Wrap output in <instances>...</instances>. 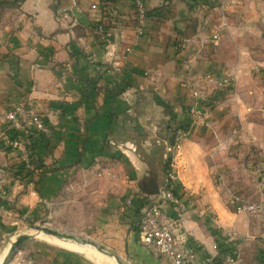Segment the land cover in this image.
I'll return each mask as SVG.
<instances>
[{
    "label": "crops",
    "instance_id": "obj_1",
    "mask_svg": "<svg viewBox=\"0 0 264 264\" xmlns=\"http://www.w3.org/2000/svg\"><path fill=\"white\" fill-rule=\"evenodd\" d=\"M209 1L146 0L147 18L139 36L133 0H0V201L5 203L0 235L17 225L19 213L38 216L44 204L59 203L65 189L81 180L103 187L99 192L106 200L100 220L110 239L105 247H113L115 255L131 264H167L140 242L127 222L139 208L156 200L148 190L165 180L170 136L188 129L183 144L187 162L178 157L170 170L176 173L177 190L196 199L180 230L192 241L196 264H217L218 238L229 231L238 239L236 264H264V210L257 212L261 221H249L255 213L231 210L213 182L201 181L208 170L203 164L193 165L190 156L209 135L195 126L189 113L195 99L187 83L194 77L206 78L217 68L213 45L200 31L189 32L195 16L191 7ZM97 23L113 30V44L101 41L95 32ZM186 38L190 42L181 51L179 43ZM209 86L212 96L223 97L219 88ZM23 93L48 125L31 167L23 162L21 152L1 146L8 106ZM212 113L208 134L217 144L231 117L228 112L223 113L224 119L220 112ZM246 123L254 128L253 119ZM244 139L260 143L261 137L248 129ZM251 146L241 152L227 149L228 168L234 174L242 157L244 167L251 169L256 163L264 168L263 141L261 147ZM220 154H216L218 163ZM91 171L99 177L88 178ZM260 185L264 187V179ZM262 187L258 198L264 205ZM5 188L8 195L2 199ZM127 198L133 204L121 213V202ZM65 258L69 264H92L73 252H60L56 263L65 264Z\"/></svg>",
    "mask_w": 264,
    "mask_h": 264
},
{
    "label": "rangeland",
    "instance_id": "obj_2",
    "mask_svg": "<svg viewBox=\"0 0 264 264\" xmlns=\"http://www.w3.org/2000/svg\"><path fill=\"white\" fill-rule=\"evenodd\" d=\"M211 1L215 3V6L210 5L209 2L207 4L203 2L193 4L191 7L192 15L195 16L190 19L191 29L189 32L200 31L208 39V43L213 45L215 54L213 63L217 68L212 69L213 74L209 72L212 75L211 81L207 76L204 78V75L191 80L196 89H201V101L206 102L207 118L203 122L201 119L191 117L195 126L198 125L207 130L209 138L202 143V148L206 152L199 148L196 153H191L190 156H192L193 165L203 164L208 170L205 176L201 177V181L206 179L213 182L219 189L224 204L235 211V205L238 202L263 204L258 196L260 187H262L261 179H264V168L256 167V163L252 164L251 169L248 166L244 167V158L242 157L241 164H238L234 174L235 170L228 168L227 149L235 147L241 152L244 147L249 145L257 148L262 146V141L264 144V0ZM219 3L225 5L224 12L221 11ZM215 31H219L221 37L214 43L212 35ZM209 85L212 89L219 88L223 97L212 96L214 94L207 89L210 87ZM188 90L191 94L190 89ZM231 94L233 97L229 98L228 95ZM219 106L223 108L217 109ZM212 112H220L223 119L227 115H223V113L228 112L231 117V121L226 122V128L223 129L224 137L220 138L217 144L213 143L211 135L208 134L212 131L211 120L214 114ZM209 115L210 121L207 124ZM249 119H253L254 128L253 126L249 128V124L246 123ZM248 129H255L260 133V143L254 139L251 142L245 141L244 135ZM189 132L188 129L183 131L186 135L185 138ZM174 134L175 136L171 139L174 141L173 144L178 133ZM218 151H221L219 163L216 161ZM178 157L183 162H187L183 149L179 153L177 151L167 153L165 175L169 169L174 168L175 159ZM87 176L90 179H97L99 174L96 171H91ZM85 186L88 185L79 180L75 187H67L62 200L59 203L44 204L38 216L23 217L26 212L19 213L20 221L17 225L9 233L5 231L3 235H0V264L13 241L23 234H33L34 237L17 247L5 264H57L56 259L60 252H73L85 257L92 264H96L94 258L81 249L90 248L97 251L98 245L109 246L110 239L104 234L105 229L100 220L101 209L104 205L102 202H105L106 197L103 192H99V189L103 190L101 184L94 185L91 182L87 188ZM245 197H251V200H247ZM209 206V204H205L204 207L211 208ZM208 211L210 216L214 214L210 209ZM258 215V213L250 214L249 221L252 218L261 221ZM120 224L123 223L120 222ZM127 224L130 225V231L136 233L132 229L130 221ZM123 225L126 227L125 224ZM43 228L72 234L79 239L92 241L94 244L84 245L72 239H61L45 232ZM60 241H64L62 243L68 246L71 245L72 249L58 244L61 243ZM106 250L116 254L113 247H106ZM121 260L124 264H131L126 257Z\"/></svg>",
    "mask_w": 264,
    "mask_h": 264
},
{
    "label": "built area",
    "instance_id": "obj_3",
    "mask_svg": "<svg viewBox=\"0 0 264 264\" xmlns=\"http://www.w3.org/2000/svg\"><path fill=\"white\" fill-rule=\"evenodd\" d=\"M146 0H133V6L140 19V26L137 29V35L144 33V22L147 18ZM214 5L213 1H209ZM221 11H225V5L219 3ZM218 7V6H217ZM96 8V5H93ZM223 26V25H221ZM95 32L105 45L114 43V32L103 23L95 25ZM213 39H220L219 31L213 33ZM189 38L183 39L179 43V49H186ZM131 47H127L130 52ZM207 78L211 81L212 75L208 74ZM228 81V79H225ZM195 103L190 107L189 113L196 119L203 122L207 118V107L201 102V89H196L192 81L187 83ZM7 129L4 131L1 146L4 150H16L22 153L23 162L27 167H31L34 162V154L37 143L43 140L48 131V125L43 116L37 112L33 102L27 93L19 95L16 100L10 102L6 114ZM185 133V132H184ZM180 131L176 136L175 143L170 145L168 152L183 149L185 134ZM2 199L8 195L5 188L1 191ZM156 200L146 203L138 211L130 216L132 229L137 233L140 242L147 248L154 251L167 264H196L197 253L192 247V241L182 232V222L184 214L196 204L193 195H186L177 190L176 173L168 170L166 178L159 187ZM4 201H0V212L3 209ZM133 204L132 198L124 200L120 206V212L126 213L127 208ZM238 213H257L264 210V205L252 202H238L235 205ZM213 214V213H212ZM215 218L214 214L211 216ZM226 243H229L232 250L223 255V264H236L239 260L240 249L238 239L232 231L226 232L222 236Z\"/></svg>",
    "mask_w": 264,
    "mask_h": 264
},
{
    "label": "water",
    "instance_id": "obj_4",
    "mask_svg": "<svg viewBox=\"0 0 264 264\" xmlns=\"http://www.w3.org/2000/svg\"><path fill=\"white\" fill-rule=\"evenodd\" d=\"M148 192L151 194H158L159 187H156L155 190L149 189ZM43 230L47 233H50L54 236H57L58 238H61V239H72V240H75V241L82 243L84 245H86V244L93 245L94 244V242H92V241H89L87 239H79L78 237H76L75 235H72V234L61 233L57 230H53V229H49V228H43ZM33 237H34L33 234H23V235H20L19 237H17V239L15 241H13V243L11 244V246H10V248H9L7 254L5 255L1 264H5L9 260V258L13 255L14 251L17 249V247H19L23 242H25L29 239H32ZM96 249L102 253H105L106 255L112 256L118 264H124L122 262V260L117 255L112 254L111 252L107 251L106 247L104 245H98L96 247Z\"/></svg>",
    "mask_w": 264,
    "mask_h": 264
},
{
    "label": "trees",
    "instance_id": "obj_5",
    "mask_svg": "<svg viewBox=\"0 0 264 264\" xmlns=\"http://www.w3.org/2000/svg\"><path fill=\"white\" fill-rule=\"evenodd\" d=\"M173 136H175V134L174 133H172L171 134V136H170V140L171 139H173ZM43 140H41V141H39L38 143H37V146H39V143H41ZM173 140H171V144H173ZM18 174H20V175H22V171H19V173ZM140 209V208H139ZM138 209V210H139ZM137 210V211H138ZM230 244L229 243H226L225 241H224V239L221 237V238H218V246H219V256L218 257H216L214 260H215V262H217V264H223V255H225L226 253H228V252H230L231 250H232V248L229 246ZM64 253V252H63ZM66 253V252H65ZM66 262H65V264H69V260H65ZM71 264V263H70Z\"/></svg>",
    "mask_w": 264,
    "mask_h": 264
},
{
    "label": "bare ground",
    "instance_id": "obj_6",
    "mask_svg": "<svg viewBox=\"0 0 264 264\" xmlns=\"http://www.w3.org/2000/svg\"><path fill=\"white\" fill-rule=\"evenodd\" d=\"M81 250L84 251L85 253H87L89 256L96 259L101 264H117L116 261H114L115 259L112 256L106 255L105 253H102L100 251H99L100 252L99 253V252H97L98 250L95 251V250L90 249V248H83Z\"/></svg>",
    "mask_w": 264,
    "mask_h": 264
}]
</instances>
